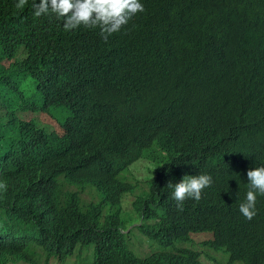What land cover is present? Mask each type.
Returning <instances> with one entry per match:
<instances>
[{"label":"trees","instance_id":"trees-1","mask_svg":"<svg viewBox=\"0 0 264 264\" xmlns=\"http://www.w3.org/2000/svg\"><path fill=\"white\" fill-rule=\"evenodd\" d=\"M16 2L0 0V264H78L90 247L82 264H199L182 247L193 238L231 255L240 237L264 241L263 207L252 221L237 211L247 171L264 165V0H140L111 35ZM191 143L194 164L180 152ZM136 158L157 176L139 234L117 186ZM180 167L215 179L172 210ZM86 186L96 204L72 190Z\"/></svg>","mask_w":264,"mask_h":264},{"label":"clouds","instance_id":"clouds-1","mask_svg":"<svg viewBox=\"0 0 264 264\" xmlns=\"http://www.w3.org/2000/svg\"><path fill=\"white\" fill-rule=\"evenodd\" d=\"M29 2L31 3L35 17L48 15L54 18L57 23L59 20H63L65 30H72L78 28L80 25L85 26L82 27L85 31L86 29L91 30L89 28H100L102 35H111L114 32H118L128 24L131 17L135 20V14L137 12L144 11V6L140 0H39V2L37 0H17L15 7L23 10ZM19 42L18 39V43L14 45H19ZM130 68V65L126 64L123 66V71H129ZM199 146H202V144L191 143L180 150V152L187 155V159L194 164V160L198 154L197 152L200 150ZM134 161L125 172L118 176L119 184L117 186L123 191L120 196L121 201L124 197L123 208L126 212L132 214L133 218L137 219L138 223H135L136 226L142 223L144 217L143 206L138 201L141 200L143 193L150 190V184L157 176L154 167L147 160L136 158ZM179 172L181 177L180 181L175 184L169 181L167 184V187L173 189L172 196H169L171 203L174 205L172 210H182L183 204H196L189 199L199 201L202 198L203 190L207 187L210 188L215 179L213 174L197 173L195 175L194 173V175H187L188 173L183 172L181 167ZM125 173L126 178L131 183L121 178ZM246 175L244 192L241 199L246 197L243 202H238L237 211L241 218L245 217L247 221H252L257 216L258 207H263V219L264 165L249 169ZM0 189L6 191L7 184L0 182ZM72 190L78 191L83 201H92L95 204L98 202V199L93 198L97 194H95L92 187H81V190L72 188ZM85 193H87L88 199L82 197ZM224 194L228 196L227 199L231 200L235 198L233 197V193L227 194L224 192ZM90 196H92V199ZM136 203L141 208V217L134 208ZM107 211L108 209L106 208L104 212L106 213ZM192 218L196 219L199 217ZM130 223L131 221L127 225L128 230L138 233L135 226ZM142 238L144 237L142 236ZM196 239L199 240L196 241ZM237 240L238 243L236 240L234 241L235 249L232 255L227 252L224 245H217V248L205 246L203 244L204 240L200 236L193 238L191 243H186L182 247L197 252L199 254V264H234L237 262L242 264H264V241L259 242L257 245H250V242L244 243L241 237ZM147 242L150 244L149 241ZM135 254L138 255L136 251Z\"/></svg>","mask_w":264,"mask_h":264},{"label":"rangeland","instance_id":"rangeland-1","mask_svg":"<svg viewBox=\"0 0 264 264\" xmlns=\"http://www.w3.org/2000/svg\"><path fill=\"white\" fill-rule=\"evenodd\" d=\"M121 178L122 179H125L127 182H130L127 178H126V173L125 174H123L122 176H121ZM131 183V182H130ZM82 197L84 198V199H88L89 197H88V195H87V193H85V194H83L82 195ZM123 202H124V197H123V199H122V206H123ZM122 217L123 218H125V219H127V220H133L134 218L132 217V215L129 213V212H126V211H124L123 210V213H122ZM134 226H135V224H133ZM138 238V242L139 243H137V242H133V248H134V250L136 251V253L139 255V256H144L145 254H147V253H149L150 251H151V246H150V244L144 239V238H142L140 235L137 237ZM199 239H196V241H198ZM156 249V248H155ZM84 251H86V250H84ZM79 253V250H76L75 251V253H74V255H77ZM86 253V252H85ZM87 255L89 256V257H91L89 260H86V259H79L78 261H77V263L78 264H82V263H86V262H88V261H90V260H92L93 259V248L92 247H90L89 248V251H87ZM67 262H66V260L63 262V263H60V264H66ZM234 264H242V263H240V262H237V263H234Z\"/></svg>","mask_w":264,"mask_h":264}]
</instances>
